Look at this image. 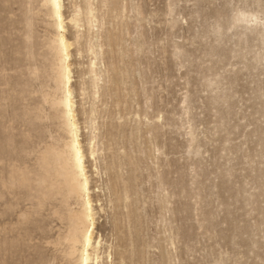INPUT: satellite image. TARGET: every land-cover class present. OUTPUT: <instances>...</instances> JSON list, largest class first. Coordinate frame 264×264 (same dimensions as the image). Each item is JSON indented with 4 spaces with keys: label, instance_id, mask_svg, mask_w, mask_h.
Here are the masks:
<instances>
[{
    "label": "rangeland",
    "instance_id": "374dc122",
    "mask_svg": "<svg viewBox=\"0 0 264 264\" xmlns=\"http://www.w3.org/2000/svg\"><path fill=\"white\" fill-rule=\"evenodd\" d=\"M48 15L0 0V264H77L67 206L39 184L40 154L68 140ZM97 17L98 95L82 92L88 39L69 59L95 238L114 264H264V0H109Z\"/></svg>",
    "mask_w": 264,
    "mask_h": 264
},
{
    "label": "bare ground",
    "instance_id": "6f19581e",
    "mask_svg": "<svg viewBox=\"0 0 264 264\" xmlns=\"http://www.w3.org/2000/svg\"><path fill=\"white\" fill-rule=\"evenodd\" d=\"M64 1H66L70 9V15L67 17H65L63 13L65 7ZM108 1L109 0H43L44 6L49 14L48 16L52 19L56 32L51 46L54 61L52 66L55 71V88L59 91L60 97L52 99L50 103L56 108V111L60 113V118L68 140L63 143V147L58 149L47 147L44 148L45 150L40 154L44 173L39 184L43 186L44 196L59 195L67 206V213L65 215L67 224L65 241L69 245V255H67L69 258L70 256H76L77 264H80L84 258L82 239L84 235H87V229H91V243L87 250L90 264H114L111 251L108 250L110 246L103 242L100 236L97 238L94 236L95 216L97 214L95 207L98 206L99 210H101V205L97 203L94 204L91 198L93 190L89 185V175L85 166V154L79 139L80 127L76 121V105L71 91V63L69 61L72 44L75 43L78 45L82 40L88 39V50L90 51L91 58L87 66V81L83 83L82 92L85 94L87 91H90L92 96L98 95L99 89L101 88L100 68L98 65L102 59V45L99 36L102 23L97 17V12L98 8L106 6ZM114 1L121 5L126 2V0ZM250 25V27H254L255 29L259 26V23L253 20ZM67 28L73 30V42L68 40L67 35V37L65 36ZM84 128L87 132L86 150L88 152V158L93 162V172L97 176L99 174L96 165L99 150L97 141L99 134L95 133L98 130L95 120L88 117ZM77 151L80 154L79 166L76 164ZM79 167L83 169L82 174L79 172ZM21 180H24V176ZM85 180L87 181L86 192L83 188ZM9 182L10 180L8 183ZM126 200H128V197ZM126 207L129 206L126 205ZM58 221H60V219ZM58 246L60 245L58 244ZM118 256L123 259L124 255L121 254Z\"/></svg>",
    "mask_w": 264,
    "mask_h": 264
},
{
    "label": "snow or ice",
    "instance_id": "6c2138e0",
    "mask_svg": "<svg viewBox=\"0 0 264 264\" xmlns=\"http://www.w3.org/2000/svg\"><path fill=\"white\" fill-rule=\"evenodd\" d=\"M76 164L78 166L80 165V154L78 151L76 152ZM79 172L82 174V172H83L82 167H79ZM83 188H84V191L86 192V190H87V181L86 180L84 181ZM90 243H91V229H87V235H84L83 239H82V245H83V249H84V258L80 262V264H90V260L88 257V251H87Z\"/></svg>",
    "mask_w": 264,
    "mask_h": 264
}]
</instances>
